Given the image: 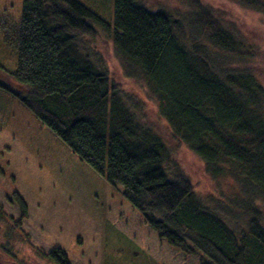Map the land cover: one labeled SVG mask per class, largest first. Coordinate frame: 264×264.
<instances>
[{
  "label": "trees",
  "instance_id": "1",
  "mask_svg": "<svg viewBox=\"0 0 264 264\" xmlns=\"http://www.w3.org/2000/svg\"><path fill=\"white\" fill-rule=\"evenodd\" d=\"M182 1L185 14L114 0L111 26L79 0H22L20 19L0 17V32L17 52L10 75L23 89L3 81L0 89L119 189L170 246L200 264H264V82L248 66L253 48L220 13L200 0ZM234 1L263 8L261 0ZM96 24L110 32L128 73L145 80L172 137L214 176L240 185L242 195L230 205L240 213L235 227L199 197L195 183L171 169L167 141L92 49ZM11 195L19 210L16 220L10 216L13 229H21L29 206L19 191ZM5 215L0 206V219ZM35 249L70 264L61 247Z\"/></svg>",
  "mask_w": 264,
  "mask_h": 264
},
{
  "label": "rangeland",
  "instance_id": "2",
  "mask_svg": "<svg viewBox=\"0 0 264 264\" xmlns=\"http://www.w3.org/2000/svg\"><path fill=\"white\" fill-rule=\"evenodd\" d=\"M79 1L113 26L114 0ZM143 1L153 9L182 14L189 10L182 0ZM200 2L220 13L228 27L250 44L254 59L248 66L264 82V0L262 9L245 7L234 0ZM21 12L22 0H0V17L18 21ZM95 26L98 36L91 40L92 49L102 57L115 82L141 104L145 119L167 141L171 169L195 183L199 197L233 219L235 227L234 219L240 221V213L231 210L230 205L235 196L242 195L240 185L231 176H214L199 156L172 137L145 80L128 73L110 32ZM17 62V52L5 44L0 32V81L21 90L10 75L16 71ZM0 165L5 170V175H0V206L6 214L0 219L1 264H12L2 245L11 249L15 264H56L35 247L47 253L61 247L70 264H200L197 256L185 255L160 239L119 189L108 184L48 126L1 89ZM14 190L29 206V217L21 229H13L14 219L19 217L11 195Z\"/></svg>",
  "mask_w": 264,
  "mask_h": 264
}]
</instances>
